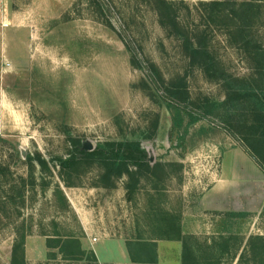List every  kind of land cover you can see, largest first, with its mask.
I'll return each mask as SVG.
<instances>
[{"label": "rangeland", "instance_id": "1", "mask_svg": "<svg viewBox=\"0 0 264 264\" xmlns=\"http://www.w3.org/2000/svg\"><path fill=\"white\" fill-rule=\"evenodd\" d=\"M155 1L0 0V264H101L94 246L120 257L109 239L127 250L116 264H264V172L210 121L182 138L171 131L172 111L146 83L153 66L195 104L225 98ZM166 1L223 69L250 74L224 0ZM232 1L254 5L252 34L264 45V0ZM73 138L85 150L140 140L153 171L106 180L95 163L62 170ZM221 169L234 182L223 210H211L201 198Z\"/></svg>", "mask_w": 264, "mask_h": 264}, {"label": "trees", "instance_id": "2", "mask_svg": "<svg viewBox=\"0 0 264 264\" xmlns=\"http://www.w3.org/2000/svg\"><path fill=\"white\" fill-rule=\"evenodd\" d=\"M155 4L160 22L181 40L182 49L190 62L198 65L209 78L222 83L225 90L223 101L209 100L195 104L181 82L164 85L156 69L150 66L145 72L148 78L146 83L158 102L172 111L171 131H181L179 137L182 138L192 125L203 120L210 121L238 139L243 151L264 172V45L259 44L252 34L251 27L256 15L254 5L249 2L236 4L232 0L223 2V10L228 11L226 17L230 16L237 41L252 60L250 74L240 77L223 69L207 45L179 25L172 3L156 0ZM130 61L136 68H142L134 57ZM71 143L73 149L69 156L59 159L60 167L65 171H72L81 163H95L104 168V177L110 180L111 177L130 175L131 172H151L154 168L140 140L106 141L92 150L83 149L74 138ZM71 241L76 246L65 241L66 247H75L74 251L81 252L80 243L73 239ZM16 254L13 250V256Z\"/></svg>", "mask_w": 264, "mask_h": 264}, {"label": "crops", "instance_id": "3", "mask_svg": "<svg viewBox=\"0 0 264 264\" xmlns=\"http://www.w3.org/2000/svg\"><path fill=\"white\" fill-rule=\"evenodd\" d=\"M221 169L219 172L216 173V175H214L213 179H212V186L203 193L202 198H201V202L203 204H207L206 207L208 209L211 210H223V191H227V185H230L232 183V181L234 182V180H230V181H226L225 179L223 180V173H222ZM223 181L226 182L225 184H223ZM236 192L240 191L238 189L237 184H235V188ZM102 241H107V240H102ZM114 242V243H110V242ZM122 240L119 239H109L108 240V244L112 245L113 247H115L117 244L119 245V253H120V257L118 258H112L111 256H108L107 259H103L104 253H103V249H97L94 246V250L92 251V253L94 254L95 257L98 258L99 262L101 264H107V263H114L116 264V262L123 261L124 259H127L128 255H127V250L125 248V244H123L121 242ZM97 243V242H96ZM95 243V244H96ZM107 243V242H105ZM102 255V258H101ZM117 259H120V261Z\"/></svg>", "mask_w": 264, "mask_h": 264}]
</instances>
